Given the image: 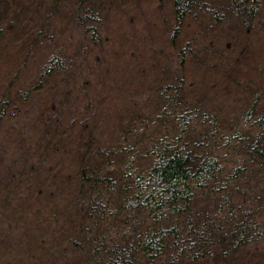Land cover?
I'll use <instances>...</instances> for the list:
<instances>
[{
  "label": "trees",
  "instance_id": "obj_1",
  "mask_svg": "<svg viewBox=\"0 0 264 264\" xmlns=\"http://www.w3.org/2000/svg\"><path fill=\"white\" fill-rule=\"evenodd\" d=\"M17 1L0 264H264V0Z\"/></svg>",
  "mask_w": 264,
  "mask_h": 264
},
{
  "label": "rangeland",
  "instance_id": "obj_2",
  "mask_svg": "<svg viewBox=\"0 0 264 264\" xmlns=\"http://www.w3.org/2000/svg\"><path fill=\"white\" fill-rule=\"evenodd\" d=\"M1 1H3L2 3H0V20L5 16L6 17V15L8 16L10 13L12 14V13H14L15 12V10H17V9H19V8H21V7H24L25 5H26V3H28L29 1H17V5L15 6L14 5V3H12L11 2V0H8V1H6V0H1ZM9 4H12V5H10V6H8ZM8 7H10V8H13L14 10L12 11V12H9L11 9H6V8H8Z\"/></svg>",
  "mask_w": 264,
  "mask_h": 264
}]
</instances>
